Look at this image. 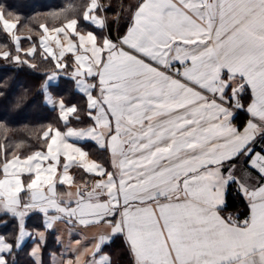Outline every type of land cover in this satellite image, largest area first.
<instances>
[{
	"label": "snow or ice",
	"instance_id": "snow-or-ice-1",
	"mask_svg": "<svg viewBox=\"0 0 264 264\" xmlns=\"http://www.w3.org/2000/svg\"><path fill=\"white\" fill-rule=\"evenodd\" d=\"M104 8L89 0L81 17L101 35L78 30V18L52 37L41 25V43L51 39L59 50L45 48L58 69L70 66V54V78L92 122L73 126L79 107L50 89L59 73L46 74L42 97L58 106L63 126L43 131L40 150L0 158V216L17 222L14 236L0 235V264H17L34 211L46 229L65 217L107 223L111 233L92 252L99 264H111L102 247L116 235L133 264H264V0H135L115 37L103 31ZM7 15L0 8L11 33L17 24ZM0 57L28 63L10 51ZM240 110L248 114L243 125ZM86 140L110 152L112 170L75 142ZM73 165L99 179L78 187L75 201L59 200L57 178L70 183ZM231 184L248 201L243 220L220 214ZM40 247L28 252L34 261Z\"/></svg>",
	"mask_w": 264,
	"mask_h": 264
},
{
	"label": "trees",
	"instance_id": "trees-1",
	"mask_svg": "<svg viewBox=\"0 0 264 264\" xmlns=\"http://www.w3.org/2000/svg\"><path fill=\"white\" fill-rule=\"evenodd\" d=\"M105 6L102 12L107 17V32L113 37L122 34L128 25L130 12L128 8L135 0H98ZM88 0H0V8L6 10V17L17 21L16 32L28 36L33 42L38 40L40 25H54L62 23L69 17L82 19V13ZM94 28V27H93ZM27 44H24L26 46ZM0 51H10L17 54L23 61L24 55L15 52L10 38L0 25ZM27 64L11 63L0 60V158L7 153L9 156L20 154L26 156L43 146L42 133L50 125H59V118L55 110L50 109L42 101L41 86L46 74L55 68L52 61L40 56L39 52L26 59ZM35 65V67H30ZM59 85L71 90V80L61 79ZM61 87V88H62ZM245 95L244 103L247 104ZM247 120L244 110L238 111L236 123L243 125ZM226 206L223 212L235 214V219H242L248 215L247 200L236 184H231L226 192ZM0 235L14 236L16 234V220L9 216H0ZM28 224V221L26 222ZM35 227V226H30ZM39 227V226H38ZM51 234H47V243L43 246V255H47V248L52 242ZM30 241L23 244V248L15 254L17 264H35L28 255ZM112 253L111 264H133L128 249L121 237H115L104 247Z\"/></svg>",
	"mask_w": 264,
	"mask_h": 264
},
{
	"label": "crops",
	"instance_id": "crops-1",
	"mask_svg": "<svg viewBox=\"0 0 264 264\" xmlns=\"http://www.w3.org/2000/svg\"><path fill=\"white\" fill-rule=\"evenodd\" d=\"M99 15L105 16L102 12L99 13ZM6 18L17 24V21L15 19H12L10 17H6ZM70 18H76V17H69L67 19H70ZM67 19H65L62 23H59V24L47 25L43 23L41 25H44L49 29V32L47 33V35L49 37H52L53 35H55V33H53L51 30L54 27L62 26V24L65 23ZM41 25H40V35L36 42H33L26 35H23V36L19 35L16 32V28L13 29L11 33L6 32L5 30L4 32L10 38L15 52L21 53L22 55H24L25 58H23V61L33 57L36 51L39 52L41 57L48 58L52 61L55 68L49 71L47 74L51 75L53 73H59V79L58 81L50 82V89L54 93H59L60 95H62L66 104L77 105L79 107V110H80L79 114L81 116V122L77 124V122L73 119L72 120L73 126H83L85 124H89L92 121L88 118L86 114L87 112L86 95L82 94L80 91L77 90L73 79L70 78V74L73 71V67L71 66L73 63L71 56L70 54H66L64 58L65 61L70 65L69 67H67L66 69H58L56 67L57 61L48 55V53L45 51V48L51 47L56 52L57 55H58L59 50L56 48L54 41L51 39L44 41L43 44L41 43V37L45 35L44 29L41 27ZM93 27L94 26L90 22H86L83 19H81L80 23L78 24V30H81V31L91 30V31H94L97 35L102 34L101 29L97 27H94V28ZM103 31L107 32V29ZM14 37L20 38L18 43L14 39ZM24 44H27V45L24 46ZM17 48H19V51H17ZM29 49H34V52L31 55L26 54ZM0 52H4V51H0ZM16 55L17 54H14L12 56L14 57ZM0 60L1 61L9 60L11 61V63H14V64L17 63L14 59H5L3 57H0ZM61 79L71 80V90H73V93L75 92L74 97L71 94H69L70 90H68V88L64 89L65 86L62 87L61 85H59V82H61ZM45 80H46V76L42 82V85L44 84ZM42 101L50 109L55 110L59 118L58 106L46 103L43 97H42ZM247 119H248V114H247ZM59 123L63 126V122L60 119H59ZM42 136H43V133H42ZM75 142L78 144V146L90 152L91 159H95L98 162H103L108 167L109 170H112L110 163H109V160H110L109 151H104V150L99 149L97 147V144L91 140L75 141ZM68 174L72 178L70 183L62 184L59 182V178H57L56 196H57V199L59 200L75 201L77 199L75 193L78 187L84 188L85 186H87L88 189H91L92 186L94 185V182L97 179H99L98 175L94 173H87L82 167H79L77 165L71 166L69 168ZM237 175L240 176L241 173L238 171ZM69 193H71L72 195L69 196ZM247 204H248V201H247ZM53 214H56V213L50 210V216ZM220 214L224 217L231 215L233 219L236 218L235 217L236 215L231 212H223V207L221 209ZM244 218H242L241 220H243ZM68 219L69 218L65 217L64 219L54 221L53 227L51 229H46L45 228L46 218L44 217L42 213L34 211L26 217L25 222L28 221V224L26 223L27 229L30 233L33 234L31 237H26L25 239V242L30 241L28 252L30 249H32L37 244L41 246L39 254L35 257V261L33 258H31L35 264H38V262H42V264H68L69 261H71V264H99V254L93 257L92 252L94 251V246L98 238L101 235H109L111 233V229L109 225L105 222L81 224L78 218H71V222H67ZM86 219L93 220L95 218L87 217ZM30 226H35V227H30ZM41 232L44 233L43 240H41L38 235ZM49 233L51 234L53 241L50 242V244L48 245L47 255L45 257V255H43V246L45 245V243H47L46 242L47 234ZM115 237H121L124 241V237L122 235H116ZM115 237H113L110 240V242ZM110 242H106L103 245L102 251L103 253H107L110 255L111 262H112L113 254L104 248Z\"/></svg>",
	"mask_w": 264,
	"mask_h": 264
}]
</instances>
